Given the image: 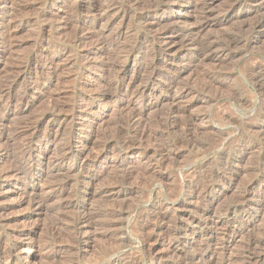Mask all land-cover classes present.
I'll return each mask as SVG.
<instances>
[{"label": "rangeland", "instance_id": "1", "mask_svg": "<svg viewBox=\"0 0 264 264\" xmlns=\"http://www.w3.org/2000/svg\"><path fill=\"white\" fill-rule=\"evenodd\" d=\"M102 1L111 2L113 7L107 9ZM102 1H80L82 9L79 7V10L73 7L76 0L0 2V25L8 23L16 33L12 46L10 43L6 51H3L5 44L0 43V92L12 86L10 99H0V131L4 133L8 148L5 151L0 146V264H117V256L135 264H176L175 255L185 252H189L190 256L204 255L211 259L210 264H254V255L264 253L263 246L256 250L249 247L251 241L264 243V143H260L248 125L259 124L254 117L264 112L259 107V99L264 97V29L259 30V34L247 32L264 21V6H260L261 1L250 3L245 0H164L165 5L163 0H154L166 9L164 14L151 17L133 7L131 0ZM235 3L238 6H233ZM42 10L51 14L38 18ZM88 10L98 16H92ZM138 15L153 19V22L169 17L176 19L162 22L150 30L138 20ZM76 18L91 22L92 27H73L71 22ZM160 31L176 33V48L182 54L186 53L188 46L184 43L189 40H196L204 51L211 44L221 46L226 41L233 44L214 63L197 59L188 49L187 54H179L166 63L178 74L170 75L164 71L159 79L151 83L153 81L148 77L151 56L160 50L158 46L151 45V38ZM118 35L120 41L115 43L113 40ZM71 39L79 41L76 46L69 43ZM136 40H140L141 44L136 45ZM41 51L56 57V71L40 73L41 81L33 87L25 81L31 74L28 70L19 75L18 82L11 81L15 77L14 65L30 60ZM87 52L89 54L83 56ZM125 59L128 61L120 77L125 83H132L126 92L130 93L128 98L138 99L139 96H131V93L140 92L145 86L155 89L157 98L149 100L154 107L145 111L140 122L141 128L147 125L143 128L146 136L149 134L145 137L148 139L144 147L149 154L162 145L169 155L167 163L153 169L155 173H144L143 170L161 161L160 156L154 160L141 159L137 150L125 149V145L130 144L128 138L132 128L122 118L126 113L125 110L120 111L116 100L124 99L126 105L127 94L110 91L105 98L97 96L85 102L79 101L77 95L88 89L102 93L104 85L117 77L113 70L121 67ZM169 81L174 82L175 91L187 85L194 91L186 99L174 103L175 91H164ZM258 88H261L260 94ZM23 94L30 100L27 108L22 106ZM51 103H59L62 111L51 108ZM170 103L181 110L189 107L182 115L184 120L180 118L173 128L164 118L173 105ZM78 107L88 111L89 119L69 116V111ZM202 115L205 118L193 120ZM36 121L38 126L34 129ZM258 127L264 129V122ZM18 131L24 132L18 135ZM149 136L152 141H149ZM241 138L248 146H241L233 152L235 158L244 156L241 163L233 160L226 165L233 174L228 186L221 188L212 184L213 174L210 172L224 152L225 141ZM176 140L181 145L171 147ZM22 150H27L34 160L31 172L34 179H38L35 183L38 184L35 189L37 196L45 198L52 195L51 191L46 190L47 194L40 190L45 184L52 185L53 181L66 183L63 196L52 197L41 210L26 202L27 184L15 176L9 179L1 176L7 166L15 160V163L21 161ZM63 152H66L64 159ZM61 162L62 168L58 165ZM127 170L132 171L131 176L125 175ZM193 171L200 176L198 189L202 190L201 194L205 188H210L217 196L223 195L204 202L201 197L198 199L194 193L184 190V185L195 182L191 177ZM255 175L257 177L252 179ZM104 188H111L113 193L102 195ZM247 189L258 200L261 199L260 202L245 203L241 200ZM174 190L175 195L171 194ZM171 201L186 208L187 212L175 215V219L190 225V228L201 220L199 215L205 210L212 211L211 220L219 221L220 225L215 231L207 229L205 233L191 228L178 237L177 250H171L169 240L172 236L155 235L149 229L141 232L140 224L143 222L139 218L147 208L157 204L154 208L158 209L160 203ZM75 202L81 203L84 209L79 211L65 207ZM216 209L219 212L213 213ZM83 212L90 213L91 217L89 226L85 227L89 241H82L79 257H75L72 256L74 251L67 250L72 246L73 235L69 224ZM208 234L210 237H207ZM145 235L155 236L147 247L141 241Z\"/></svg>", "mask_w": 264, "mask_h": 264}, {"label": "bare ground", "instance_id": "2", "mask_svg": "<svg viewBox=\"0 0 264 264\" xmlns=\"http://www.w3.org/2000/svg\"><path fill=\"white\" fill-rule=\"evenodd\" d=\"M12 0H0V2L2 3H8ZM47 1V0H45ZM63 1H67V0H63ZM80 1H83V0H76V2H74V6L73 7H76L78 10H79V7L81 8L82 6L79 4ZM86 1L87 3H93V2H96L97 0H84ZM102 1V0H100ZM158 1V0H157ZM155 1V2H157ZM166 1V0H165ZM164 2V5L166 4V2ZM247 2H250V3H255V2H259L261 1V4L260 6H264V1L262 0H245ZM154 0L153 1H149V0H131V3L133 4V7H135L137 10H139V12L141 13H147L148 15H151V17H156V16H160L162 14H164V10L166 9V7L164 6H160V3L158 2L155 3ZM168 2V1H167ZM174 2V1H173ZM234 2V1H233ZM232 2V3H233ZM68 3V2H67ZM101 3H104L106 4V8L107 9H110L113 7L112 3L109 2V1H102ZM170 3V2H169ZM172 3V2H171ZM176 3V2H175ZM29 4V3H28ZM27 4V5H28ZM66 4V3H65ZM116 4V3H115ZM100 5V4H99ZM238 6L237 3L233 4V6ZM8 6V5H7ZM68 6V5H67ZM103 6V5H102ZM240 7V6H239ZM31 8V7H30ZM82 9V8H81ZM27 10V9H26ZM74 10V9H73ZM104 10V9H103ZM136 10V11H137ZM178 11L180 10L179 8L177 9ZM24 11V10H23ZM90 10H88L89 12ZM241 11V10H240ZM91 12V11H90ZM51 14L50 11H45V10H42L40 13H38L37 17L38 18H45L47 16H49ZM90 14V13H89ZM181 14V12H180ZM91 15L92 16H98L96 15L95 13L91 12ZM100 15V14H99ZM147 15V16H148ZM264 16V15H263ZM4 17V16H3ZM103 18V15L102 17H100V19L102 20ZM122 18V16H121ZM99 19V18H98ZM172 19H176V17H169L167 19H161L160 21H152L151 19H145L143 16H139L138 15V20L140 21H143V23L146 24V27L148 29H152L158 25H160L162 22H166V21H170ZM127 20V19H126ZM2 23V22H1ZM7 24V25H6ZM3 25H0V43H4L5 44V48L3 49V51H6L8 45L12 42V40L14 39L16 33H15V29L12 30V28H10L9 24L6 23ZM71 24L73 25V27L77 28V29H80V28H83V29H88L90 27H92V23L91 22H88V21H85V20H80V19H74ZM203 24V23H202ZM71 25V26H72ZM205 26V25H204ZM253 27V26H252ZM248 28V27H247ZM246 28V29H247ZM249 29V28H248ZM264 29V21L261 23V25H259L256 29L255 28H250L248 30V34H259V32ZM260 30V31H259ZM77 31V30H76ZM178 32V31H177ZM198 32H199V29H198ZM176 33L174 31H170V32H161L160 33L158 32L157 35L153 36L151 38V45L152 46H158V49L160 48V50L156 53V54H152L151 56V64L149 66V69L151 70V73L149 74V72H147L149 75V79L151 78V83H154L157 79H159L164 71H167L169 72L170 75H176L178 74V72L173 69L172 67H169L167 66V62L171 59L173 60L176 56H179L180 55H185L187 54L188 52V49L189 50H192V55L195 56L197 59H204V61H208V62H217L220 60V55L224 52H226L230 45L233 44L232 41H226L224 45H221V46H217L215 44H211L210 46H208L205 51L203 48L200 47V45L198 46V43H196L194 41H186L184 44H186L188 46V48L185 50L186 53L182 54V53H178L179 49L176 48V42H175V37L177 35H175ZM101 36V35H100ZM120 36L118 35L113 41L116 43V42H119L120 41ZM76 39V38H75ZM78 39V38H77ZM103 39V38H102ZM193 39V38H192ZM202 39V38H201ZM81 41V40H80ZM132 41V40H131ZM178 41V40H177ZM211 41V40H210ZM223 41V40H222ZM77 42H79L78 40H70V44L71 45H75L77 44ZM212 42V41H211ZM136 45H138V43L141 44V41L140 40H136ZM149 43V42H148ZM209 43V42H208ZM103 44L104 42H102L100 45H101V50L103 49ZM181 44V43H180ZM121 45V44H120ZM123 45V44H122ZM236 45V44H235ZM11 46H12V43H11ZM182 46H184L182 44ZM179 47V46H178ZM233 47V46H232ZM181 48V47H180ZM178 49V50H177ZM184 51V52H185ZM183 52V51H182ZM89 53H85L83 56L85 55H88ZM97 54V53H96ZM191 55V56H192ZM219 55V56H218ZM203 56V58H202ZM129 59V58H128ZM58 60V59H57ZM62 60V59H61ZM126 60V59H125ZM128 60H126L122 65L121 67H118L116 68L114 71V74L117 75V77H115V79H113L112 81H110L109 83H107L106 85H104V90L102 91V93L100 92H96L95 91H92L90 89L86 90L85 93H78V98L80 99L79 101L81 102H85V101H89V100H92L94 99L95 97L97 96H101V97H106L107 93L110 92V91H116L120 94H124L128 91L130 85L132 83H125V80H123L120 75H122L123 73V70H124V65L127 63ZM61 62V61H60ZM149 62V61H148ZM56 57L54 56H50V54H48L47 52H38L33 58H31L30 60H25L24 62L22 63H19L18 65H14V69H15V74H14V80H11V81H14V83L17 81L18 82V79H19V75L24 72L25 70H28L30 71V76L26 81L27 85H29L30 87H33L35 85H37L41 80H40V73L44 72V71H56ZM110 67V66H109ZM108 67V68H109ZM148 68V67H147ZM114 69V68H113ZM48 71V72H49ZM148 71V69H147ZM14 72V71H13ZM59 72V71H58ZM110 72V71H109ZM144 72V71H143ZM146 73V72H145ZM13 74V73H12ZM132 74V73H131ZM257 74V73H256ZM255 74V75H256ZM169 75V76H170ZM254 75V76H255ZM106 77V76H105ZM139 77V76H138ZM11 78V77H10ZM22 78V76H21ZM130 78V77H129ZM261 78V77H260ZM43 79V78H41ZM143 79V78H142ZM111 80V79H110ZM130 80V79H129ZM144 80V79H143ZM142 80V81H143ZM258 80V79H257ZM10 81V83H11ZM141 81V82H142ZM263 81V80H262ZM9 82V81H8ZM43 82V81H42ZM45 82V81H44ZM176 82V81H175ZM174 83V82H173ZM172 81H169L168 82V86L166 88H164V91L165 92H168L170 90L173 89V84ZM183 83V82H182ZM215 83V82H214ZM251 83V82H250ZM4 84V83H3ZM6 84H9V83H6ZM157 84V83H156ZM181 84V83H180ZM20 85V84H19ZM146 85V84H145ZM179 85V84H178ZM176 84V86H178ZM185 85V84H184ZM141 86H143L141 84ZM139 86V87H141ZM183 86V85H182ZM188 86V85H187ZM179 87L177 91H175L176 93V96L174 97V100L173 102L175 103V101L177 100H181L183 98L186 99V97L194 91L193 88L191 87ZM195 86V85H194ZM197 86V85H196ZM200 86V85H199ZM210 86V85H209ZM261 86V85H260ZM9 87V86H8ZM24 87V86H23ZM138 87V86H137ZM136 87V89H137ZM165 87V86H164ZM214 87V86H213ZM216 87V86H215ZM214 87V88H215ZM7 88V86H6ZM97 88V87H96ZM101 88V87H100ZM161 88V87H160ZM1 89V87H0ZM4 89V88H2ZM201 89V88H200ZM198 89V90H200ZM256 89V88H255ZM22 90V89H21ZM95 90V89H94ZM133 90H135L133 88ZM139 90V89H138ZM162 90V89H161ZM11 91H12V86L10 88H8V90L6 91H1L0 92V99H3V100H9L10 97H11ZM20 91V89L18 90ZM258 93L260 94L261 92V88H258ZM24 92V91H23ZM132 92V90H131ZM208 92V91H207ZM100 93V94H99ZM113 93V92H112ZM232 93V92H231ZM28 95V93H26ZM26 94L24 95L23 99H22V106L24 107H28V105L30 104V100L27 98ZM63 94V93H62ZM65 94V93H64ZM67 94V93H66ZM111 94V93H110ZM127 94V102L126 105H125V102H124V99H120L118 98L116 100V104L118 103L119 107L120 108V111L121 109L122 110H125L124 112L126 113L125 114V117H122V118H125L126 119V122L127 124L130 126V128H132V131L130 132V144L129 145H125L126 146V150H137L138 153L140 154L141 156V159H145V158H149V159H155L157 156H160L161 158V161H156L154 162L152 165H147V169L143 170L144 173H149V172H152L153 169L155 170L156 168L158 169V167H162V165L168 160L167 159V155H168V152L166 149H164V147L162 145H160V148L158 147L157 149L155 148V150L153 149L152 152L149 154V152L147 151V149L144 147V143H146V131L143 129L145 128L144 125L143 127L141 128L140 126V122H141V118L143 117V114L145 113L146 110H149L150 108L154 107V105H151L149 102V100L151 98H154L156 97L155 95V89L152 88V87H148V86H145L144 88H142L140 90V92H132L131 93V96H139L138 99H135L133 100L132 98L129 99L128 98V95L130 93H126ZM194 94V93H193ZM21 95V94H20ZM171 95V94H170ZM173 95V94H172ZM258 95V94H257ZM32 96V95H30ZM37 97V96H36ZM67 97V96H66ZM69 97V96H68ZM192 97V96H190ZM259 97V96H258ZM17 98V97H16ZM122 98V97H121ZM157 98V97H156ZM59 99V98H58ZM148 99V100H147ZM237 99V98H235ZM239 99V98H238ZM147 100V102H145ZM184 100V99H183ZM17 101V100H16ZM21 102V101H20ZM18 102V103H20ZM53 102V101H52ZM178 102V101H177ZM181 102V101H180ZM179 102V103H180ZM115 103V102H114ZM174 103H170V104H173L170 108H168L169 112L166 113V116L164 118H166V122H170V126L171 128L175 127L174 125L178 124L176 123V121H178L180 118L184 120L183 118V114H186V111L187 109L189 108H184V109H178V107H174ZM244 103V102H243ZM52 104V103H51ZM50 104V105H51ZM104 104V103H103ZM241 104V103H240ZM239 104V105H240ZM177 105L180 106V104L177 103ZM176 105V106H177ZM193 105V104H192ZM49 106V105H48ZM51 108L57 110V111H62V106L58 104H52ZM58 106L59 107V110H58ZM170 106V105H169ZM181 107V106H180ZM259 107L261 109H264V97H261L259 99ZM117 110H119V108H117ZM167 110V111H168ZM19 111V110H18ZM66 111V110H65ZM70 114L69 116L71 118L73 117H79V118H86V119H89L88 117V111L86 109H84L83 107H78V108H74L72 110L69 111ZM122 112V111H121ZM197 113V112H196ZM0 114H1V109H0ZM120 114V113H119ZM124 115V114H123ZM165 115V113H164ZM182 116V117H181ZM190 116V115H188ZM187 116V117H188ZM207 116V115H206ZM1 117V116H0ZM162 117V116H161ZM205 118L204 115L202 116H196L193 118V120H196V119H202ZM48 119V118H47ZM65 119V118H64ZM67 119V118H66ZM187 119V118H186ZM235 119V118H234ZM254 119L258 120V123L261 124L264 122V112H260L259 114L255 115ZM222 120V119H221ZM224 120V119H223ZM182 121V120H181ZM187 121V120H186ZM227 121V120H226ZM225 121V122H226ZM28 122V121H27ZM161 122V121H160ZM165 122V121H164ZM164 122H161V123H164ZM179 122V121H178ZM193 122V121H192ZM229 122V121H228ZM227 122V123H228ZM231 122V121H230ZM158 123V122H157ZM176 123V124H175ZM183 123V122H182ZM186 123V122H185ZM184 123V124H185ZM191 123V122H190ZM188 124V123H187ZM192 124V123H191ZM236 124V123H235ZM259 124H257L256 126L254 125L253 127L249 126L248 127L250 128V130L255 134V136H257L258 140L260 141V143H264V129H259L260 127ZM30 125V124H29ZM28 125V126H29ZM33 125V124H32ZM93 125V124H92ZM161 125V124H160ZM182 125V124H181ZM231 125V124H230ZM244 125V123H243ZM242 125V126H243ZM27 126V125H26ZM38 126V122L36 121L33 125L32 128L35 129V127ZM125 126V125H124ZM165 126V125H164ZM241 126V125H240ZM23 127V125H22ZM31 127V125H30ZM86 127V126H85ZM168 127V126H167ZM188 127V126H187ZM245 127V126H244ZM242 127V128H244ZM25 128V127H24ZM28 129V128H27ZM39 129V128H38ZM64 129V127H63ZM147 129V128H146ZM167 129V128H166ZM12 130V129H11ZM22 130V129H21ZM26 130V129H25ZM167 131V130H166ZM19 132V131H18ZM24 131H20L18 133V135H21L23 134ZM219 132V131H218ZM242 132V131H241ZM124 133V132H123ZM240 133V132H239ZM17 134V133H16ZM151 134V133H150ZM196 134V133H195ZM194 134V135H195ZM199 134V133H197ZM17 135V136H18ZM27 135V134H26ZM30 135V134H29ZM42 135V134H41ZM121 135V134H120ZM39 136V135H38ZM199 136V135H198ZM222 136V135H221ZM46 137V136H45ZM180 137V136H179ZM178 137V138H179ZM189 137V136H188ZM248 137V135H247ZM30 138V137H29ZM198 138V137H197ZM222 138V137H221ZM37 139V138H36ZM44 139V138H43ZM124 139V138H123ZM196 139V138H195ZM121 140V139H120ZM150 136H149V141H150ZM182 140V139H181ZM197 140V139H196ZM225 140V139H224ZM223 140V141H224ZM227 140V139H226ZM126 141V140H125ZM128 141V140H127ZM152 141V140H151ZM154 141V140H153ZM157 141V140H156ZM124 142V141H122ZM188 142V141H187ZM128 143V142H127ZM153 143V142H152ZM181 142L176 140V141H173V143L171 144L173 148H178L181 144ZM192 143V142H191ZM194 143V141H193ZM8 144V143H7ZM125 144V143H124ZM123 144V145H124ZM147 144V143H146ZM160 144V143H159ZM158 144V145H159ZM163 144V142L161 143ZM246 142H244V139L241 138V139H236L235 141H228L224 143L223 145V148H224V152L221 154L216 166L214 167V169L211 171L210 169V174L212 175V184L215 183L216 186L218 187H226L228 186V183H229V180L232 179L231 175V172L228 171L226 168V165L227 164H230L229 162L230 161H233V160H236V163H241L243 161V157L244 156H241L240 158L239 157H234V154L233 152L243 146V147H246L248 146V143L246 144ZM183 145V144H182ZM195 145V144H194ZM0 146L3 147L2 149L6 151V148H7V145L6 143L4 142V133L2 132V130L0 131ZM44 146V145H43ZM146 146V145H145ZM166 146V145H165ZM196 146V145H195ZM194 146V147H195ZM148 148V145L146 146ZM183 147V146H181ZM249 150L251 149V146H249ZM259 147V146H258ZM150 148V147H149ZM203 148V147H202ZM1 149V148H0ZM8 149V148H7ZM169 149V148H168ZM195 149H197V147H195ZM194 149V150H195ZM201 149V147H200ZM204 149V148H203ZM243 149V148H242ZM241 149V151H243ZM257 149V148H256ZM170 150V149H169ZM247 150V148L245 149ZM4 151V152H5ZM23 151V150H22ZM25 151V150H24ZM22 152V159L20 162L17 161V163H15V161L12 163V165H10L9 167L7 166V168H5L3 171H2V175L1 176H4V178L6 179H9L11 178L12 176H15L16 178H18L19 181L21 182H24L25 184H27V187H26V192L28 195V198H27V203L29 205H34L36 208H38L39 210H41L51 199L52 197L54 196H58V197H62L63 194L65 193V188H66V183L63 182V184H61V182H54L53 181V184L52 185H49V186H40V190L43 191L44 193H47L48 191L52 193V195L50 196H46L45 198H41L39 196H37V193L35 192V189L38 188V184H35L36 181L38 179H34V175L33 173L31 172V168H32V162L34 161L33 160V157H31V155L27 152V150L25 152ZM171 151V150H170ZM223 151V150H222ZM257 151V150H256ZM245 152V151H244ZM7 153V152H6ZM65 153L62 157V159L65 158V155H66V152H63ZM197 153V152H196ZM195 153V154H196ZM6 155V154H5ZM8 155V154H7ZM6 157H9L7 156ZM18 157H21V156H18ZM169 157V155H168ZM171 157V156H170ZM158 158V157H157ZM7 159V158H6ZM13 159V158H12ZM9 160V159H8ZM157 160V159H156ZM13 161V160H11ZM141 161V160H140ZM58 162V161H57ZM152 162V160H151ZM149 163V162H148ZM167 163V162H166ZM62 162L59 163L58 165L62 168ZM57 165V166H58ZM140 165V164H138ZM130 166V165H129ZM60 167L58 169L57 167V171H60ZM127 167V166H126ZM123 169V168H122ZM127 169V168H126ZM137 171V170H135ZM132 172V171H131ZM131 172H128L125 171V175H130L131 176ZM154 173L156 171H153ZM194 172V171H193ZM58 173V172H57ZM56 173V175H57ZM123 173V172H122ZM258 173V172H257ZM264 174V172H262ZM52 175V174H51ZM55 175V176H56ZM124 175V173H123ZM122 175V176H123ZM189 175V174H188ZM200 175V174H199ZM202 175V174H201ZM210 175V176H211ZM250 175V174H249ZM258 175V174H257ZM59 176V175H58ZM140 176V175H139ZM143 176V175H142ZM129 177V176H127ZM191 177L195 180V182L191 183V184H186V185H182L184 190L187 189L189 192H191L192 194L194 193L198 199H200V197L202 198V200L204 202L206 201H209V200H212L214 199L215 197H220L222 196L223 194H220L217 196V194H215L210 188L208 190H204V193L201 194V191L198 189L199 187V177L198 176V173L197 171H195L194 173L191 174ZM250 177V176H249ZM252 177V176H251ZM255 177H257L256 175L252 178L254 179ZM3 178V179H4ZM42 178V177H41ZM40 179V178H39ZM121 179V178H120ZM251 179V180H252ZM90 180V179H89ZM57 181V180H56ZM62 181V180H61ZM126 181V180H125ZM51 182V181H50ZM49 182V184H50ZM84 182V181H83ZM206 182V181H205ZM28 183H29V186H28ZM39 183V182H37ZM86 183V182H85ZM89 184V182H88ZM117 184V183H115ZM114 184V186H115ZM203 184V183H202ZM206 184V183H204ZM135 185V184H134ZM260 185V184H259ZM113 186V187H114ZM137 186V185H135ZM109 187V186H108ZM207 187V185H206ZM211 187V186H210ZM47 190V192H46ZM118 190H120V188H118ZM248 190V189H247ZM116 191V190H115ZM170 191V190H168ZM167 191V193H168ZM3 192V191H2ZM118 192V191H117ZM124 192V191H123ZM199 192V193H198ZM255 192V191H254ZM67 193V192H66ZM113 193V190H111V188H104V190L102 191V195H111ZM119 193V192H118ZM240 193V192H239ZM41 194V193H39ZM48 194V193H47ZM126 194V193H125ZM123 194V195H125ZM171 194H174L175 195V190H174V193L171 192ZM219 194V193H218ZM259 194V193H258ZM257 194V195H258ZM119 195V194H118ZM171 196V195H170ZM174 197V196H173ZM237 197V196H236ZM60 200H63L61 198H59ZM85 199V198H84ZM259 198L256 197L255 195H251L250 191H245L244 195H242V199L245 203L249 202H254V201H257V202H260V200H258ZM215 200V199H214ZM222 200V199H221ZM54 201V200H53ZM56 201V200H55ZM235 201V199H234ZM59 202V201H58ZM66 202V201H65ZM212 202V201H211ZM236 202V201H235ZM238 202V201H237ZM236 202V203H237ZM53 203V202H52ZM56 203V202H55ZM57 204V203H56ZM203 204V203H201ZM218 204V202H217ZM222 204V203H221ZM259 204V203H258ZM27 205V204H26ZM157 204L153 205L152 208L148 209L146 211H144V213L142 215H140V220L141 223L140 224V231L144 233V231L146 230H150L152 232V234H155V235H168V236H172V238L169 240V248L171 250H177L178 246H179V242L177 241L178 240V237H180L181 235L185 234L187 231H189L191 228L193 231L195 232H198V233H205V230L207 231H210L211 229H214V231L216 230V228H218V226L220 225V222L219 221H212V211L210 210H205L203 212L200 213V218L201 220L199 222H197L196 224H193L191 225V228H190V225L187 226L185 225L183 222H178L176 221L175 219V215H178V214H182V213H185L187 212L186 208L182 205V204H179L177 202H170V203H160L158 206L159 208L158 209H155L154 207L156 206ZM247 205V204H246ZM24 206V205H23ZM28 207V206H27ZM66 208H71V209H74V210H79L81 211L80 208H83V206L81 205V203L79 202H75V203H70L68 205L65 206ZM58 208V207H57ZM49 209V208H48ZM84 209V208H83ZM202 209V208H201ZM217 210V209H216ZM73 211V210H72ZM83 211V210H82ZM214 211V210H213ZM62 212V211H61ZM64 212V211H63ZM87 212V211H86ZM86 212H83L81 213L77 218L73 219L72 221H70V232L73 234L72 235V238H71V245L72 246H69L67 248V250H72L71 253L74 251L73 255L72 256H75V257H79V247H80V244L82 243V241H85V242H88L89 241V238H86L87 236V232L85 231V227L86 226H89V223L91 221V217H90V213H86ZM143 212V211H142ZM141 212V213H142ZM218 213L219 210L213 212V213ZM238 213V212H237ZM195 214V213H194ZM96 215V214H95ZM220 215V214H219ZM222 215V214H221ZM195 216V215H194ZM242 217V216H241ZM187 218V217H186ZM199 218V217H198ZM199 218V219H200ZM70 219V218H69ZM94 219V218H93ZM168 220L170 222H168ZM186 221V220H185ZM189 222V221H188ZM222 222V221H221ZM68 224V223H67ZM112 225V224H110ZM227 225V224H226ZM68 227V228H69ZM230 228V227H229ZM232 229V228H231ZM68 230V229H67ZM212 231V230H211ZM242 231V230H241ZM209 233V232H208ZM262 233V232H260ZM242 234V233H241ZM263 234V233H262ZM89 236V235H88ZM222 236V235H221ZM155 236H151V235H145L144 239L141 240L143 243V246L147 247L148 245L150 246L151 245V242L153 241ZM167 237V236H166ZM206 237V236H205ZM207 237H210L209 234L207 235ZM253 237V236H252ZM157 238V237H156ZM220 238V237H219ZM257 238V237H255ZM262 238V237H261ZM264 238V236H263ZM205 239V238H204ZM248 239V238H247ZM69 241V240H68ZM140 241V242H141ZM157 239L154 241L156 242ZM203 241V240H202ZM201 241V242H202ZM228 241V240H227ZM204 242V241H203ZM248 242V240H247ZM168 244V243H167ZM208 244V243H207ZM209 245V244H208ZM189 246V245H188ZM264 247V243L261 242V241H251L249 243V247L250 249L253 248L256 250V248H259V247ZM222 247V245H221ZM167 249V248H166ZM19 250V249H18ZM17 250V252H18ZM22 250V249H21ZM19 250V251H21ZM145 250V249H144ZM259 250V249H258ZM11 251V250H10ZM148 251V250H147ZM205 251V250H204ZM250 251V250H249ZM146 252V251H145ZM174 252V251H173ZM184 252V251H183ZM189 253V252H188ZM187 252L183 253L182 255L181 254H177L175 255L176 257H174L177 261L176 264H210V261L211 259L210 258H206L204 257V255H200V256H197V255H193V256H190ZM215 253V252H214ZM257 253V252H256ZM173 254V253H172ZM224 254V253H223ZM188 255V256H187ZM221 255V254H219ZM254 256L255 259L254 261H252L254 264H259V263H262L264 264V253L263 254H255ZM152 257V256H151ZM1 258V257H0ZM132 258V257H131ZM221 258V257H220ZM251 258V257H250ZM7 260H8V257H7ZM221 260V259H220ZM249 260V258H248ZM253 260V259H252ZM175 261V260H174ZM76 262V261H75ZM115 262L117 264H135L134 261H129L128 259H126L125 257L123 256H117L115 258ZM247 262V261H246ZM250 262V261H249ZM32 263V262H31ZM71 263V262H70ZM33 264V263H32Z\"/></svg>", "mask_w": 264, "mask_h": 264}]
</instances>
